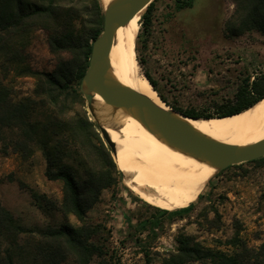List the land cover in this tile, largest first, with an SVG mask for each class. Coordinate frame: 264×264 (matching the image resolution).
<instances>
[{"label": "rangeland", "instance_id": "1", "mask_svg": "<svg viewBox=\"0 0 264 264\" xmlns=\"http://www.w3.org/2000/svg\"><path fill=\"white\" fill-rule=\"evenodd\" d=\"M153 3L152 23L143 26L142 16L138 23L139 73L153 78L159 97L161 94L171 106L215 114L217 106L234 100L247 80L251 85L264 77V37L252 32L232 38L224 31L235 11L231 0ZM28 56L34 70L53 72L56 68L43 32L35 35ZM9 80L17 98L33 94V78L15 79L12 74ZM83 99L80 110L96 123L84 96ZM3 147L0 142V203L25 233L2 234L0 243L15 264H36L34 247L40 234L46 228H59L65 220L55 209L45 205L40 208L32 191L60 203L63 183L46 178V161L41 152L23 159L11 149L4 153ZM263 193L264 160L236 165L216 174L181 217L173 213L182 209L165 211L141 200L125 185L123 173L121 183L103 193L87 222L103 227L95 241L105 248L103 264H147L146 256L149 264H162L176 251L180 235L195 238L203 248L231 255L235 249L229 244L237 236L238 224L242 226L239 237L250 247L264 243ZM68 221L76 227L81 225L74 216ZM100 261L95 259L94 264Z\"/></svg>", "mask_w": 264, "mask_h": 264}, {"label": "trees", "instance_id": "2", "mask_svg": "<svg viewBox=\"0 0 264 264\" xmlns=\"http://www.w3.org/2000/svg\"><path fill=\"white\" fill-rule=\"evenodd\" d=\"M235 5L232 17L225 24V33L232 38L258 32L264 37V0H231ZM154 3L142 15L143 26L152 23ZM104 28L101 0H0V142L4 153L11 149L23 159L41 152L46 161L49 181L63 183L60 203L32 191L40 208L58 211L65 220L59 228H46L34 247L36 264H103L105 248L95 242L103 227L88 224V214L100 202L106 190L121 183L122 173L115 163L96 123L80 110L84 99L81 82L89 67L94 42ZM47 36L50 54L57 65L53 72L32 69L28 50L35 35ZM142 63V62H141ZM15 79L35 80L31 96L17 98L11 75ZM156 92L157 84L145 74ZM172 109L190 118H224L242 113L264 98V77L241 86L234 100L217 106L215 114L196 110ZM264 159L250 163L261 162ZM264 202V193L262 194ZM45 205V206H43ZM189 208L174 212L182 215ZM74 216L80 226L68 221ZM230 241L235 249L229 255L203 248L195 238L180 235L175 252L162 264H264V243L252 248L239 235ZM25 230L0 203V235L18 236ZM149 264V256H146ZM0 264H15L9 251L0 243Z\"/></svg>", "mask_w": 264, "mask_h": 264}, {"label": "bare ground", "instance_id": "3", "mask_svg": "<svg viewBox=\"0 0 264 264\" xmlns=\"http://www.w3.org/2000/svg\"><path fill=\"white\" fill-rule=\"evenodd\" d=\"M112 0H101L107 6ZM137 15L120 29L112 50L110 68L126 86L157 106L170 110L146 77L139 73L136 54ZM94 108L116 144L115 162L124 183L145 203L165 211L186 209L206 190L217 171L190 154L160 141L140 121L99 100ZM198 132L228 146H245L264 140V99L240 114L226 118H185Z\"/></svg>", "mask_w": 264, "mask_h": 264}, {"label": "water", "instance_id": "4", "mask_svg": "<svg viewBox=\"0 0 264 264\" xmlns=\"http://www.w3.org/2000/svg\"><path fill=\"white\" fill-rule=\"evenodd\" d=\"M154 1L112 0L107 6H103V32L93 44L89 67L80 85L89 113L97 123L105 145L111 149L114 161L116 144L95 113L96 99L111 109L131 115L151 130L160 141L177 151L196 157L216 169L217 174L230 167L264 158V140L245 146L222 144L189 125L185 118L190 117L171 107L166 110L157 106L114 75L110 60L120 29L137 15L142 16Z\"/></svg>", "mask_w": 264, "mask_h": 264}]
</instances>
